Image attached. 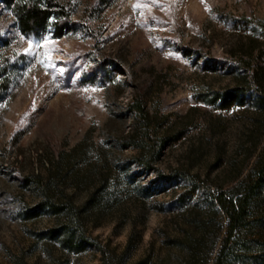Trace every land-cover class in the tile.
Returning <instances> with one entry per match:
<instances>
[{
	"label": "rangeland",
	"instance_id": "374dc122",
	"mask_svg": "<svg viewBox=\"0 0 264 264\" xmlns=\"http://www.w3.org/2000/svg\"><path fill=\"white\" fill-rule=\"evenodd\" d=\"M64 1L72 22L60 35L20 33L0 2V264L107 262L91 244L46 237L66 217L34 211L44 194L33 179L56 204L95 194L83 228L114 264H205L224 215L191 183L158 177L184 172L216 195L252 163L264 112L228 90L239 61L264 60V39H248L264 0ZM135 95L168 132L154 168L116 140L131 130ZM256 210L263 218L264 201ZM248 237L264 249V224Z\"/></svg>",
	"mask_w": 264,
	"mask_h": 264
},
{
	"label": "trees",
	"instance_id": "16d2710c",
	"mask_svg": "<svg viewBox=\"0 0 264 264\" xmlns=\"http://www.w3.org/2000/svg\"><path fill=\"white\" fill-rule=\"evenodd\" d=\"M0 2L10 13L18 31L22 34H36L52 27L54 33L60 35L63 29L72 22L73 9L70 1L0 0ZM251 30L248 36L250 43L256 44L260 39H264V20L255 21L251 25ZM253 50L252 46L247 51L250 58L253 55ZM234 78L235 82L228 90V94L234 99L248 97L250 105L254 109L264 112V60L262 62L250 59L239 61L234 71ZM0 84H3L2 87L6 89L9 80L3 77L0 79ZM129 108L134 115L131 130L120 135L116 140L123 147L137 150L135 157L139 165L154 168L169 140L168 132L160 133L161 126L158 123L157 115L150 113L145 108L140 95L134 96ZM252 138L247 157H254V159L246 173L244 175L242 172L237 173L236 183L227 190L218 188L216 195H212L209 187L206 188L202 185L195 176H189L184 172L175 171L172 174L159 175L158 177L161 183L177 182L178 179L191 183L195 188L206 192L209 197L207 203L210 207L224 215V222L219 221L217 225L219 236L217 235L211 248L206 252L205 264L210 261V254L217 242V249L210 264H264V249L260 245L257 246L248 237L254 231L255 226L264 224V217L258 215L256 210V205L260 201H264V130L257 139ZM241 175L242 177L239 179ZM27 182H33L39 186L44 194V198L37 204L34 211L47 208L56 215L63 214L66 217L63 226L47 231V238L74 251H79L83 244H91L102 253V258L107 261L106 264H114V258L106 253L100 243L87 235L83 228L82 214L91 208L95 194L82 207L78 208L71 201L61 204L54 203L42 180L33 179ZM198 202L199 200H196L193 204H198ZM254 246L259 250L255 251ZM145 261L144 258L136 264H145Z\"/></svg>",
	"mask_w": 264,
	"mask_h": 264
},
{
	"label": "snow or ice",
	"instance_id": "6c2138e0",
	"mask_svg": "<svg viewBox=\"0 0 264 264\" xmlns=\"http://www.w3.org/2000/svg\"><path fill=\"white\" fill-rule=\"evenodd\" d=\"M30 46H31V44H30Z\"/></svg>",
	"mask_w": 264,
	"mask_h": 264
}]
</instances>
